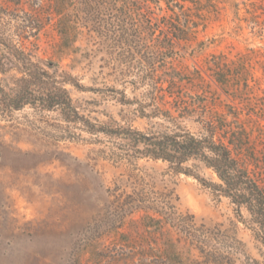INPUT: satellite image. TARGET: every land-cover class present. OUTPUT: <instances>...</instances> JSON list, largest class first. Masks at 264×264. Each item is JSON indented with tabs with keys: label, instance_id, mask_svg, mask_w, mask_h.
Segmentation results:
<instances>
[{
	"label": "rangeland",
	"instance_id": "1",
	"mask_svg": "<svg viewBox=\"0 0 264 264\" xmlns=\"http://www.w3.org/2000/svg\"><path fill=\"white\" fill-rule=\"evenodd\" d=\"M250 1L222 0L216 16L199 30L198 43L179 51L166 71L182 79L170 88L176 98L167 100L173 105L212 100L242 129L246 160L264 187V115L248 112L224 93L205 68L212 54H223L227 63L246 54L252 80L263 84L264 15ZM30 40L26 45L37 57L57 62L89 88L67 86L91 122L167 128L162 119L139 114L152 96V87L140 78L141 64L134 62L126 75L124 55L97 53L83 38L75 53L64 49L51 23ZM122 96L132 102L121 103ZM119 157L124 156L114 142L65 122L57 111L0 109V264H164L158 258L163 248L197 258L196 241L207 239L218 252L244 253L235 264L250 263L246 257L262 260L226 199L215 198L192 176L174 174L164 162ZM199 174L216 180L209 170Z\"/></svg>",
	"mask_w": 264,
	"mask_h": 264
},
{
	"label": "trees",
	"instance_id": "2",
	"mask_svg": "<svg viewBox=\"0 0 264 264\" xmlns=\"http://www.w3.org/2000/svg\"><path fill=\"white\" fill-rule=\"evenodd\" d=\"M221 3L222 0H0V109L11 112L29 106L40 112L57 111L65 122L114 142L124 156L119 159L161 161L174 174L194 177L215 198L227 200L236 222L256 242L262 260L246 257L251 262L242 260L241 264H264V187L246 160L242 129L234 125V120H227L225 112L213 106L212 100L203 98L193 104L185 100L174 105L167 100L176 98L170 88L182 77L166 70L179 51H186L192 42L198 43L199 30L216 16ZM250 3L264 15L261 1ZM50 23L64 49L75 53L76 42L83 38L87 47L97 53L110 58L116 52L124 55L126 60L121 62L128 69L126 75L132 73L136 63L145 67L140 78L152 87V96L148 108L140 106L139 114L158 117L168 124L167 128L143 131L116 121L97 124L81 114L67 86L89 88L57 62L37 57L26 45ZM224 59L223 54L211 55L205 64L209 76L233 100L239 99L248 112L264 115V82L261 85L252 80L251 60L246 54L231 63ZM124 97L121 103L132 102ZM201 169L209 170L216 180H205L199 174ZM196 242L197 258H182L169 246L158 258L164 264H235L237 255L244 254L218 252L211 239Z\"/></svg>",
	"mask_w": 264,
	"mask_h": 264
}]
</instances>
